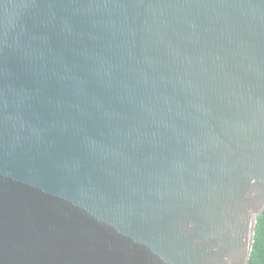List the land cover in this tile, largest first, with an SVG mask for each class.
Listing matches in <instances>:
<instances>
[{"label":"water","instance_id":"1","mask_svg":"<svg viewBox=\"0 0 264 264\" xmlns=\"http://www.w3.org/2000/svg\"><path fill=\"white\" fill-rule=\"evenodd\" d=\"M264 213V0H0V264H248Z\"/></svg>","mask_w":264,"mask_h":264},{"label":"trees","instance_id":"2","mask_svg":"<svg viewBox=\"0 0 264 264\" xmlns=\"http://www.w3.org/2000/svg\"><path fill=\"white\" fill-rule=\"evenodd\" d=\"M248 264H264V213L257 219L254 247Z\"/></svg>","mask_w":264,"mask_h":264}]
</instances>
